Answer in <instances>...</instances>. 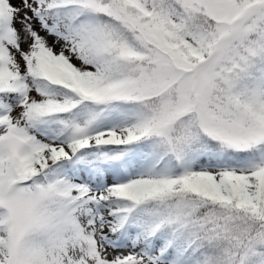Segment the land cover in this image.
<instances>
[{
	"label": "snow or ice",
	"instance_id": "6c2138e0",
	"mask_svg": "<svg viewBox=\"0 0 264 264\" xmlns=\"http://www.w3.org/2000/svg\"><path fill=\"white\" fill-rule=\"evenodd\" d=\"M0 264H264V0H0Z\"/></svg>",
	"mask_w": 264,
	"mask_h": 264
}]
</instances>
